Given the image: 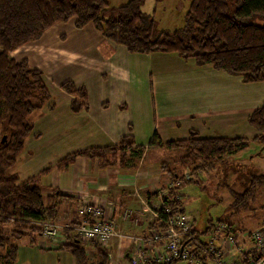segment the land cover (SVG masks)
<instances>
[{"label":"trees","instance_id":"trees-1","mask_svg":"<svg viewBox=\"0 0 264 264\" xmlns=\"http://www.w3.org/2000/svg\"><path fill=\"white\" fill-rule=\"evenodd\" d=\"M142 1L128 0L109 7L106 0H0V264L14 263L18 247L13 239L27 238L30 245H36L41 232L39 225L56 219L58 200L66 197L56 188L44 195L36 176L21 179L15 172H7L23 150L25 140L40 135L34 130L30 115L46 104L54 108L42 70L32 67L26 58L15 60L10 56L12 51L37 40L54 24L73 18L75 28L91 25L104 39L123 45L130 53L173 52L184 60L193 59L199 66L210 65L215 70L237 75L243 82L264 81V23L251 22L253 17L264 18V0H189L185 24L173 31H156L154 20L140 9ZM59 86L72 96L71 111L88 109L83 86L71 80ZM247 123L258 131L257 135L200 137L197 131L190 130L187 138L166 142L153 135L148 148L183 149L185 154L177 159L178 167L166 170L180 181L161 198L162 208L157 210L158 218L148 223V232L166 227L164 208H170V213L177 208L186 213L182 199H177L183 186L200 182L218 168L219 162L241 153L252 142L264 144V101L248 114ZM128 130L116 143L65 154L56 161L55 168L64 169L77 157L96 160L100 169L125 166L133 155H140L145 148L135 145L131 128ZM50 169L41 172L47 173ZM226 186L232 198L229 213L239 214L250 209L258 189L264 188V174L251 175L241 191ZM218 223L234 226L228 220H218ZM74 224L65 227L62 233L67 236ZM211 226L212 223L204 234L209 233ZM194 231L199 238V232L195 228ZM91 244L94 248L101 247V244ZM103 249L96 250L100 256L96 264H109ZM50 250L67 252L74 258V264H88L83 241L67 236L66 242L56 243ZM201 250L204 251V246L195 259L202 264H213L212 256ZM180 261L189 264L179 258L157 261L155 256L138 263L129 261V264H177Z\"/></svg>","mask_w":264,"mask_h":264},{"label":"crops","instance_id":"crops-1","mask_svg":"<svg viewBox=\"0 0 264 264\" xmlns=\"http://www.w3.org/2000/svg\"><path fill=\"white\" fill-rule=\"evenodd\" d=\"M49 29L37 41L25 44L46 48L45 54L55 51L44 69L33 64L47 62L34 50L27 48L20 56L42 70L54 108L46 104L31 114L34 130L40 135L25 140L22 166L15 173L26 179L40 169L51 168L36 183L45 190L44 195L53 188L65 194L57 204L58 223L74 224L79 202L85 198L99 203L121 235L110 238L105 247L113 260L118 259L116 264H125L131 260L132 250L125 235L147 234L148 205H160L154 194L160 186L147 178L154 166L149 162L158 159L156 153H150L163 149L147 147L153 135L161 142L187 138L190 130L200 137L236 136L239 132L253 137L258 131L246 123V117L262 105L264 83H243L236 75L197 66L192 59L184 60L173 52L130 53L89 25L56 36L48 33ZM66 80L86 89L88 109L70 110L72 96L59 86ZM129 127L135 145L145 148L125 166L100 169L96 160L77 157L66 168H55L56 161L67 153L118 142ZM131 178L133 184L127 182ZM124 211L132 214V219L124 217ZM259 224L261 221L251 228L234 225L239 248L233 251L235 258L241 250L251 251L253 243L247 236ZM85 249L87 257L97 253L88 245ZM50 251L59 258L58 264H74L67 252Z\"/></svg>","mask_w":264,"mask_h":264},{"label":"rangeland","instance_id":"rangeland-1","mask_svg":"<svg viewBox=\"0 0 264 264\" xmlns=\"http://www.w3.org/2000/svg\"><path fill=\"white\" fill-rule=\"evenodd\" d=\"M106 1L108 2L109 7H115L126 3L128 0H106ZM188 6H189V0H143L140 9L142 12L146 14V16L154 20L156 31H173L174 29L180 28L185 24V13L188 10ZM251 22L256 24H263L264 18L253 17L251 19ZM72 29L73 30L76 29L73 26V18L68 20L66 23H62V22L56 23L48 30V33L56 36L59 35V33L61 32L68 33ZM27 48H29V50H34L37 53V55L35 53L36 56L38 55L42 56L44 58L43 60L46 61L48 60V58L55 57V55L51 54L52 52L55 53V51H52L50 54H45L44 51H46V48L42 49L39 46H32V44H30L29 46L28 45L25 46V44L21 45L20 47L12 51L10 53V56H12L15 60L19 61L23 57L20 55L24 53V50H27ZM14 53L17 54L14 55ZM33 64H36L38 67L43 68V64L48 65V61L47 62L42 61L39 62V64L33 62ZM195 65L197 64L195 63ZM205 66L212 68L210 65H205ZM243 83H255V82H243ZM262 83H264V81ZM47 84L49 85V88H51L50 86L51 84H49V82H47ZM255 108H253L252 110H254ZM30 120L32 119L30 118ZM246 123H247V117H246ZM243 133L244 132H239V134L237 135L248 136L247 134H243ZM1 140H2V134L0 130V141ZM161 148L163 149L161 150L158 149L155 152L152 151L150 153V155H154V153H156L155 156H157L156 158L158 159L157 160L155 158H154L155 160L151 159L152 161H150L149 163H152V165L154 164V166L150 170L151 174L150 175L147 174L148 179H154V181L151 180L152 182H154L153 184H156V186L159 184L160 187L157 189H164L163 187L166 185V183L170 181H174V182L176 180L180 181L178 178L174 180L175 177L168 175L166 170L167 168L173 169L178 167L177 159L183 154H185L183 149H167L165 147H161ZM20 156L21 154L18 156L16 162L8 169L7 171L8 173L16 172L22 166V157ZM139 157L140 156H138L137 158L134 157L133 159H139ZM50 163L53 162H49L48 164ZM219 164L220 165L218 166V168H215L212 172L206 174V176H204V178L201 179L200 182L185 185L180 190L181 192L180 196L186 210L185 214L189 216L192 226L199 232V236H200L199 239L202 238L203 241L209 239V235L204 234V231L210 226L211 223L215 224L218 222V220H228L230 222H233L235 226L239 225V226H244L246 228L247 227L251 228L255 222L261 221V224L253 228L251 231L264 224V188L258 189L256 200L254 201V203H252L249 210L243 211L239 214L232 215L229 213V204L232 198L226 186L228 184L234 190L241 191L242 188L246 187L247 182L251 175L264 174V144L252 142L244 151L238 154L230 155V157H226L223 161L219 162ZM154 167L156 168L154 169ZM42 170L40 169L37 172V174L33 176H36V178H38L39 176L44 174V172H41ZM183 170L184 169H181V172ZM181 172H179V174ZM183 172H188V170H185ZM133 177L136 178V175ZM132 181H134V178H131V180L127 182L133 184L131 183ZM151 181L149 180L150 183L148 184V187L151 186L150 185ZM155 196L157 197V195ZM86 202L94 203L100 206L99 203L92 201L91 198L83 199L81 202H79V205L77 207L78 208L76 212L77 219L79 218V213L81 208L85 205ZM151 205L152 204L149 203L147 209L148 210L147 216L149 217L150 221L156 219V216H158L156 213L157 208L154 209L151 207ZM124 217L132 219V214L130 215L128 211H124ZM111 222H112V234L109 235V237L107 238L106 244L109 242L110 238L114 236L115 237L121 236L120 233L117 231L114 222L113 221ZM44 223H53L54 225H56L57 231L52 226H50L49 228L54 232L53 233L54 235H52V239L50 240L49 238H45L40 235H37V241L35 246L30 245L28 243L27 238H23L19 240L13 239V243H15L18 247L16 259L13 264H58L59 258L56 257L54 253H53L54 255L49 254L51 252L50 249L52 247H55L57 240L61 238L60 235L64 234L62 233L63 230L69 224L66 225V224L58 223L56 219L54 221H43V224ZM147 225L148 224L144 226L147 228ZM39 226L41 230V225ZM238 227L237 229H239ZM250 232L248 233L247 237L251 240ZM125 236L129 237L131 241L130 250L131 249L136 250L137 243H136V239H134L133 237L135 236L139 238H144L146 234L133 235L132 237L129 234H127ZM84 244L86 246L88 245L91 249L94 250L93 244L87 242H84ZM106 244L101 245V247H95L96 248L95 250L99 251V248L100 249L104 248L103 250H105L107 253L109 264L119 263L118 259L114 258L113 260L111 258V254L107 251V248L105 247ZM227 247H229L227 248V251H229L230 256H228L229 259H225L224 261L225 263L228 262V264H232L234 263V258L231 257L232 247H230L229 244H227ZM236 248H238V244H236ZM95 255L97 256L96 260H94ZM133 256L135 258L133 260H128V261H131L132 263H136V261L139 259V255L136 256L135 253L133 255V251H131L130 258ZM241 258H244L243 253L241 255ZM99 260H100V256H98L97 253L93 254V252H91L87 257L88 264H96ZM112 260L114 263H111ZM128 261H126L125 264H129ZM177 264H186V263L185 261H180Z\"/></svg>","mask_w":264,"mask_h":264},{"label":"built area","instance_id":"built-area-1","mask_svg":"<svg viewBox=\"0 0 264 264\" xmlns=\"http://www.w3.org/2000/svg\"><path fill=\"white\" fill-rule=\"evenodd\" d=\"M185 178L188 179L189 175L186 174ZM176 184H178V180L175 182L170 181L166 183L165 189L154 191V194L160 199V205L154 207V209L162 208L161 198L168 189ZM177 197V199L181 198L180 196ZM164 211L167 214V219L166 227L163 230H150L144 238L133 237L136 239L137 249H132L131 251H133V255L134 253L136 256L139 255L136 263L155 256L157 261H170L174 258H179L186 260L189 264L193 262L194 264H202L203 262L199 263L195 256L204 246V251H201L212 256L213 264H228L224 260L229 259L228 256H230L229 251H227V248H229L227 244H229L232 247L231 257L234 258V263L232 264H264V224L250 232V238L253 243L251 251L244 253V250H241L239 251L240 256L235 258L233 251L236 248L237 237L234 226L228 227L226 224L218 222L212 224L211 228H209V239L203 241L202 238L199 239L196 236L189 216L180 212V208H177L174 213H170V208L168 207L164 208ZM75 222L76 224L73 225L71 232L69 231L67 236L77 241L103 245L106 244L107 238L112 234L111 220L104 214L103 208L94 203L86 202L80 210L79 218ZM50 226L57 231V227L53 223H42L40 236L51 240L54 232L49 229ZM60 236L61 238L56 243L67 241L65 234ZM242 253L244 258H241ZM134 258V256L131 257V260Z\"/></svg>","mask_w":264,"mask_h":264}]
</instances>
